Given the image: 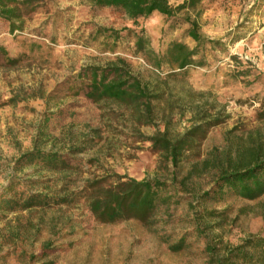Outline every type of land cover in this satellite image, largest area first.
I'll return each instance as SVG.
<instances>
[{"label":"rangeland","instance_id":"374dc122","mask_svg":"<svg viewBox=\"0 0 264 264\" xmlns=\"http://www.w3.org/2000/svg\"><path fill=\"white\" fill-rule=\"evenodd\" d=\"M180 3L171 0L174 6ZM199 11L200 32L213 43L199 49L196 60L204 65L187 70L185 82L193 94L185 95L189 102L215 105L228 118L209 130L198 152L175 173L150 143L132 136L118 119L107 126L109 107L101 110L77 95L86 91L83 74L89 66L123 58L136 71H146L135 47L142 30L158 54L173 43L194 49L196 43L187 36L188 12L172 18L155 13L134 24L114 8H92L91 0H38L22 31L11 33L0 20L5 50L0 52V104L17 99L0 106V198L22 191L70 195L68 203L46 209H0V264H208V242L222 251L251 236L264 238V197H227L205 206L222 221H205L222 223L208 240L192 233L193 201L174 198L178 204L168 214L162 208L160 222L150 228L133 220L102 224L88 208L89 181L120 175L171 182L176 174L180 182L192 163L225 148L229 131L239 135L264 126L257 120L264 101V0H203ZM191 16L195 19L196 13ZM9 57L18 63L10 64ZM192 117L191 111L175 116L171 134L189 129ZM158 126L164 131L163 123ZM141 132L153 136L157 128ZM39 142L40 149L63 155L70 169L55 171L22 160ZM215 176L214 170L193 174L181 193L200 194L210 189ZM186 233L182 250H170Z\"/></svg>","mask_w":264,"mask_h":264},{"label":"trees","instance_id":"16d2710c","mask_svg":"<svg viewBox=\"0 0 264 264\" xmlns=\"http://www.w3.org/2000/svg\"><path fill=\"white\" fill-rule=\"evenodd\" d=\"M177 6L171 0H91L95 9L114 8L129 20L137 24L140 19H148L155 13L172 18L181 12H188L185 22L189 25L187 36L196 43L190 49L182 43H173L164 54L156 53L144 30L136 36V53L141 55L147 70L136 71L125 59L117 58L105 66H89L84 69L87 79L85 97L101 110L109 107L111 114L107 126L112 127L118 119L123 128L131 132L141 142H148L152 148L171 165L174 173L191 155L198 152L210 129L221 125L227 116L218 111L216 106L192 103L187 95L193 91L186 85L185 77L189 68L203 66L204 61H197L200 47L213 41L203 36L197 18L203 0H180ZM38 0H0V20L9 24L11 33L22 31L30 15L36 11ZM36 4V5H35ZM196 13L195 19L191 14ZM101 31H105L102 29ZM0 52L5 53L0 46ZM10 64H17L18 59L9 57ZM164 69H169L167 73ZM181 86V89H178ZM80 94V93H79ZM201 97L204 94H198ZM16 98L0 106L14 104ZM216 104V103H213ZM193 113V125L181 134H171L175 116L182 118L186 112ZM104 116V115H103ZM257 120L264 122V101L257 112ZM158 122L164 124L161 131ZM156 127L153 136H145L143 127ZM237 131V130H236ZM232 130L226 134V146L215 149L209 158L192 163L188 175L178 182L176 174L173 181H161L145 178L137 180L128 176L114 175L96 178L87 183L86 196L88 208L96 222L117 224L125 221H137L150 228L160 222L158 212L165 208L169 213L173 201H193L190 208L196 210L193 219L194 235L208 240V234L220 227L217 214L203 209L209 203L221 202L227 197H238L245 201H256L264 197V126L243 131L237 135ZM99 134L100 131L96 130ZM35 143L34 149L26 153L22 160L27 163L42 164L55 171L69 170L70 165L64 156L56 151H46ZM209 170L216 172L210 189L183 195L187 190L186 182L193 174H204ZM181 184V187H179ZM70 195L49 196L43 193L20 192L14 198H0V209L24 211L46 209L68 203ZM207 219L218 220L215 225L205 223ZM188 233L183 235L170 250H182ZM209 256L208 264H264V238L251 236L238 245H226L221 251L209 242L205 248ZM220 252V253H219Z\"/></svg>","mask_w":264,"mask_h":264},{"label":"crops","instance_id":"0c3cea01","mask_svg":"<svg viewBox=\"0 0 264 264\" xmlns=\"http://www.w3.org/2000/svg\"><path fill=\"white\" fill-rule=\"evenodd\" d=\"M8 50H11V49H7V51H8ZM12 56H15V55H12ZM81 96H83V98L87 99V98L85 97L84 94H83V95H81V94H80V95H77V98H80ZM87 100H88V99H87Z\"/></svg>","mask_w":264,"mask_h":264}]
</instances>
